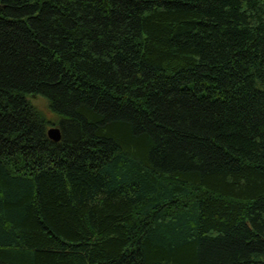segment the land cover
I'll use <instances>...</instances> for the list:
<instances>
[{
	"label": "trees",
	"instance_id": "1",
	"mask_svg": "<svg viewBox=\"0 0 264 264\" xmlns=\"http://www.w3.org/2000/svg\"><path fill=\"white\" fill-rule=\"evenodd\" d=\"M0 264H264V0H0Z\"/></svg>",
	"mask_w": 264,
	"mask_h": 264
},
{
	"label": "rangeland",
	"instance_id": "2",
	"mask_svg": "<svg viewBox=\"0 0 264 264\" xmlns=\"http://www.w3.org/2000/svg\"><path fill=\"white\" fill-rule=\"evenodd\" d=\"M28 99L35 106V108L51 122L50 128L57 126L59 117L57 114L51 111L50 103L47 98L39 95L29 96Z\"/></svg>",
	"mask_w": 264,
	"mask_h": 264
},
{
	"label": "water",
	"instance_id": "3",
	"mask_svg": "<svg viewBox=\"0 0 264 264\" xmlns=\"http://www.w3.org/2000/svg\"><path fill=\"white\" fill-rule=\"evenodd\" d=\"M48 136L49 138H51L52 140L58 142L62 139V131L60 129V127H52L48 130Z\"/></svg>",
	"mask_w": 264,
	"mask_h": 264
}]
</instances>
